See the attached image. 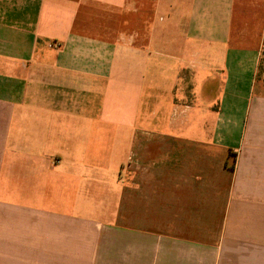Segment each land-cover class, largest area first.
Wrapping results in <instances>:
<instances>
[{
    "label": "crops",
    "instance_id": "1",
    "mask_svg": "<svg viewBox=\"0 0 264 264\" xmlns=\"http://www.w3.org/2000/svg\"><path fill=\"white\" fill-rule=\"evenodd\" d=\"M264 0H0V264H264Z\"/></svg>",
    "mask_w": 264,
    "mask_h": 264
},
{
    "label": "rangeland",
    "instance_id": "2",
    "mask_svg": "<svg viewBox=\"0 0 264 264\" xmlns=\"http://www.w3.org/2000/svg\"><path fill=\"white\" fill-rule=\"evenodd\" d=\"M258 80L260 83L263 84V87H264V50H263V57H262L261 65H260L259 72H258Z\"/></svg>",
    "mask_w": 264,
    "mask_h": 264
}]
</instances>
